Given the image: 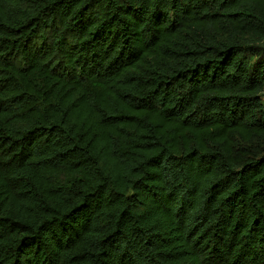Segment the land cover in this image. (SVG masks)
<instances>
[{"label":"trees","instance_id":"obj_1","mask_svg":"<svg viewBox=\"0 0 264 264\" xmlns=\"http://www.w3.org/2000/svg\"><path fill=\"white\" fill-rule=\"evenodd\" d=\"M264 0H0V264H264Z\"/></svg>","mask_w":264,"mask_h":264},{"label":"rangeland","instance_id":"obj_2","mask_svg":"<svg viewBox=\"0 0 264 264\" xmlns=\"http://www.w3.org/2000/svg\"><path fill=\"white\" fill-rule=\"evenodd\" d=\"M263 101H264V97H263Z\"/></svg>","mask_w":264,"mask_h":264}]
</instances>
